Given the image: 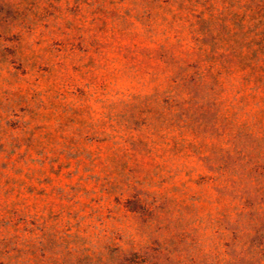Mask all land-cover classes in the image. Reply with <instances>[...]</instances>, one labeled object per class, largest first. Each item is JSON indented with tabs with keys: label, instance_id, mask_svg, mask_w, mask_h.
Listing matches in <instances>:
<instances>
[{
	"label": "rangeland",
	"instance_id": "rangeland-1",
	"mask_svg": "<svg viewBox=\"0 0 264 264\" xmlns=\"http://www.w3.org/2000/svg\"><path fill=\"white\" fill-rule=\"evenodd\" d=\"M180 16L0 0V264H264V32Z\"/></svg>",
	"mask_w": 264,
	"mask_h": 264
},
{
	"label": "trees",
	"instance_id": "trees-1",
	"mask_svg": "<svg viewBox=\"0 0 264 264\" xmlns=\"http://www.w3.org/2000/svg\"><path fill=\"white\" fill-rule=\"evenodd\" d=\"M142 1L150 13H153L156 9L165 12L173 11L175 16L182 18L180 16L181 13L187 11L191 15L190 18L195 19L192 26L199 36L212 35V37H215L216 35H220V31L229 29L230 24L233 25V29L235 30L233 32L234 36L240 38V43L241 40L244 41L246 36L252 38L250 33L253 31H256L255 35L263 34L264 32H260L261 29H264V0ZM218 31L219 33H217ZM263 50L259 48V52H263ZM175 89L176 87L171 88L173 91ZM114 255L111 264H140V257L137 253H129L123 249H116Z\"/></svg>",
	"mask_w": 264,
	"mask_h": 264
}]
</instances>
